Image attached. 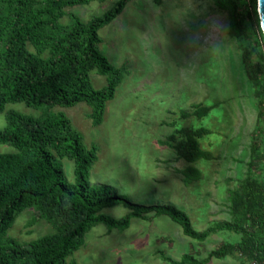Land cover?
<instances>
[{
  "label": "rangeland",
  "instance_id": "374dc122",
  "mask_svg": "<svg viewBox=\"0 0 264 264\" xmlns=\"http://www.w3.org/2000/svg\"><path fill=\"white\" fill-rule=\"evenodd\" d=\"M115 1H90L64 10L86 22ZM236 7L247 34L243 39L229 33L226 12L215 8L211 0H159L157 4L129 0L97 30L98 50L112 65L125 67L113 98L105 102L101 122L90 123L89 106L84 102L48 109L14 102L0 112V129L9 110L33 117L60 112L79 133L82 144L96 148V159L88 170L90 184L111 186L142 205L171 204L186 213L196 231L228 220L227 190L237 188L249 174L251 144L258 149L251 173L264 181V54L257 56L261 47L255 45L257 32L245 16L246 1L238 0ZM68 21L66 16L60 19L64 24ZM262 43L264 47L263 39ZM89 79L95 89L104 85V77L95 70L89 71ZM192 105L210 109L200 118L178 117L181 110L191 111ZM183 126L209 130L197 143L211 153V159L186 163L176 158L166 137ZM0 151L13 149L0 144ZM56 159L66 182L73 183V162L66 157ZM187 165L200 172L199 180L188 186L177 172ZM128 212L121 206L100 211L113 218ZM50 232L49 224L28 207L16 215L7 235L28 242ZM237 240V234L221 230L197 242L184 236L165 215L149 220L131 217L121 231L101 223L90 228L83 245L68 260L75 264H170L164 258L175 261L191 253L202 259L221 243ZM205 264L247 262L232 252Z\"/></svg>",
  "mask_w": 264,
  "mask_h": 264
},
{
  "label": "trees",
  "instance_id": "16d2710c",
  "mask_svg": "<svg viewBox=\"0 0 264 264\" xmlns=\"http://www.w3.org/2000/svg\"><path fill=\"white\" fill-rule=\"evenodd\" d=\"M104 0H0V112L7 103L22 102L28 107H70L79 102L89 106L92 125L102 120L105 102L114 96L125 73L124 66H114L98 50L97 30L110 22L129 0H116L106 11L83 22L64 8ZM238 0H211L215 8L226 12L229 33L244 38ZM246 1L245 16L257 32L258 58L264 54L258 28L255 0ZM158 3L159 0H153ZM66 16L67 23L60 19ZM244 34V35H243ZM248 59V57H247ZM257 67L259 65L257 64ZM261 68V67H259ZM104 77V85L95 89L89 71ZM250 77H252L250 75ZM210 107L192 105L178 117L200 118ZM0 144L13 149L0 151V264H75L70 255L84 243V234L101 223L107 229L123 230L131 217L149 220L165 215L176 223L181 233L197 242L217 231L238 235L233 243H221L202 259L182 254L170 264H205L232 252L246 262L264 264V181L252 174L258 158L257 145H249V173L239 186L227 190L228 220L213 222L201 231L192 228L185 212L171 204L142 205L117 193L108 185H92L88 170L96 159L94 145L85 147L81 136L62 113H43L33 117L13 110L4 113ZM208 129L183 126L166 137L176 158L192 163L211 159V153L198 146L197 139ZM73 162V183L66 182L56 158ZM184 185L200 178V172L187 165L177 170ZM121 206L128 214L113 218L100 213L104 208ZM31 207L52 232L28 242L7 235L16 215Z\"/></svg>",
  "mask_w": 264,
  "mask_h": 264
},
{
  "label": "water",
  "instance_id": "95a60500",
  "mask_svg": "<svg viewBox=\"0 0 264 264\" xmlns=\"http://www.w3.org/2000/svg\"><path fill=\"white\" fill-rule=\"evenodd\" d=\"M255 11L258 19V28L264 40V0H255Z\"/></svg>",
  "mask_w": 264,
  "mask_h": 264
},
{
  "label": "built area",
  "instance_id": "2783aa9c",
  "mask_svg": "<svg viewBox=\"0 0 264 264\" xmlns=\"http://www.w3.org/2000/svg\"><path fill=\"white\" fill-rule=\"evenodd\" d=\"M247 264H259V263H257L255 260L252 259V260L248 261Z\"/></svg>",
  "mask_w": 264,
  "mask_h": 264
}]
</instances>
